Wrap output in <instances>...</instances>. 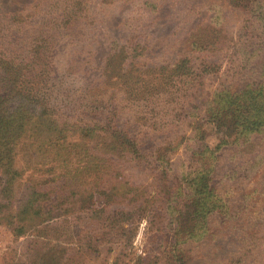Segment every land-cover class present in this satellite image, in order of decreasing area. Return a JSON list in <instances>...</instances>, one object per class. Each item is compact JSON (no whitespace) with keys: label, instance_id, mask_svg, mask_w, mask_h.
Returning a JSON list of instances; mask_svg holds the SVG:
<instances>
[{"label":"rangeland","instance_id":"1","mask_svg":"<svg viewBox=\"0 0 264 264\" xmlns=\"http://www.w3.org/2000/svg\"><path fill=\"white\" fill-rule=\"evenodd\" d=\"M0 3L29 14L18 44L52 47L21 64L12 95L39 90L50 112L105 127L68 138L57 162L59 146L42 154L27 134L6 154L13 187L1 158L0 264H264V134L223 143L211 125L226 93L264 83V0H86L74 29L53 31L54 2ZM120 135L134 143L122 156L104 143ZM217 145L220 207L194 241L176 203ZM27 200L41 217L19 215Z\"/></svg>","mask_w":264,"mask_h":264},{"label":"trees","instance_id":"2","mask_svg":"<svg viewBox=\"0 0 264 264\" xmlns=\"http://www.w3.org/2000/svg\"><path fill=\"white\" fill-rule=\"evenodd\" d=\"M55 3V10L51 12L53 28L66 25L76 26V21L80 19L85 9L86 0H50ZM14 4V3H12ZM5 6V7H3ZM75 7H78L76 15ZM21 11L11 8L10 6L0 3V160L6 154L16 155L15 147L20 143L21 139L27 134L30 143L34 144L40 153L46 154V148L58 147L51 157L52 161H61V156L67 155L68 151L63 149L66 147L64 143L68 138L79 135L82 138H90L99 135H104L105 127L100 122L95 120L75 121L68 118H61L59 114L50 112L43 108L39 95L45 100L43 94L38 90L36 92L29 91L24 93L17 90L15 95L13 84L20 77L28 74L29 70L21 68V64L31 66L42 55L47 56L52 49L49 43L46 48L38 49V45H33L31 39L27 43L18 44L20 39L26 38L28 35L29 14L19 15ZM22 31V35H17ZM17 44V45H16ZM16 46L20 47L17 48ZM20 54V56H19ZM38 73H34V77H38ZM2 90L9 91L8 94ZM31 97L34 105L27 101ZM228 97L225 100V106L221 107L219 118H215L211 125L213 129L220 132L223 136V143L232 139V144L237 143L239 138L259 136L264 134V83H258L255 86H246L239 92H233L231 95L226 93L220 98ZM29 102V103H27ZM15 106V107H14ZM254 134V135H253ZM256 134V135H255ZM112 143L104 142L111 148L123 150L122 156L130 147H134V143L128 144L130 137L120 135L118 138H112ZM134 140L131 137V141ZM30 152L32 146H27ZM218 145L215 149H208L202 153L201 169L196 171V175L192 177L189 183H186L185 191L181 186L179 198L186 197V201L179 200L176 203L178 210V225L187 227L190 232V238L194 241H201L207 231V221L210 220V215L213 213V207H220L217 203L211 205V198L216 197V164ZM64 150V151H63ZM37 152V151H36ZM15 153V154H14ZM256 153V151L254 152ZM258 154L252 155V164L254 165ZM9 159L5 162L4 173L10 178L6 180V185L13 187L18 174L14 170V157L6 155ZM135 158V155H131ZM138 158H141L140 156ZM255 158V159H254ZM161 166V163H160ZM166 190H172V187H165ZM37 196H40L38 193ZM34 202L27 200L22 206L20 216L41 217L42 212L40 207L34 206ZM182 206V208L180 207ZM47 213V212H46ZM24 232L23 227H19L18 233ZM188 238V237H187ZM244 238H246L244 236ZM188 239L184 240L185 242Z\"/></svg>","mask_w":264,"mask_h":264}]
</instances>
